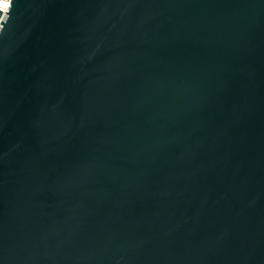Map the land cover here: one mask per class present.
Segmentation results:
<instances>
[{
	"label": "water",
	"instance_id": "obj_1",
	"mask_svg": "<svg viewBox=\"0 0 264 264\" xmlns=\"http://www.w3.org/2000/svg\"><path fill=\"white\" fill-rule=\"evenodd\" d=\"M0 264H264V0H11Z\"/></svg>",
	"mask_w": 264,
	"mask_h": 264
},
{
	"label": "built area",
	"instance_id": "obj_2",
	"mask_svg": "<svg viewBox=\"0 0 264 264\" xmlns=\"http://www.w3.org/2000/svg\"><path fill=\"white\" fill-rule=\"evenodd\" d=\"M11 0H0V9H2V13L0 15V23L6 13V10L10 4Z\"/></svg>",
	"mask_w": 264,
	"mask_h": 264
}]
</instances>
